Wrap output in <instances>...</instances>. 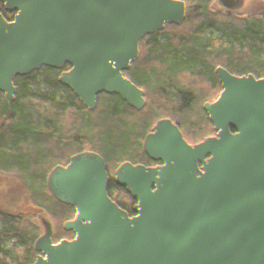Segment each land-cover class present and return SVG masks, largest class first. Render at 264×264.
I'll return each instance as SVG.
<instances>
[{
  "label": "trees",
  "instance_id": "obj_1",
  "mask_svg": "<svg viewBox=\"0 0 264 264\" xmlns=\"http://www.w3.org/2000/svg\"><path fill=\"white\" fill-rule=\"evenodd\" d=\"M2 1L17 12L0 18V264L19 262L10 231L31 264L82 251L93 264H207L216 228L231 247L220 264H263L264 0H134L150 27L132 33L117 0H76L71 53L57 52L54 0ZM80 106L90 124L71 143ZM55 148L63 169L30 183Z\"/></svg>",
  "mask_w": 264,
  "mask_h": 264
},
{
  "label": "rangeland",
  "instance_id": "obj_2",
  "mask_svg": "<svg viewBox=\"0 0 264 264\" xmlns=\"http://www.w3.org/2000/svg\"><path fill=\"white\" fill-rule=\"evenodd\" d=\"M75 1L76 0H64L67 14L62 16L63 24L65 28H64V33L60 38V44L58 46L57 52L63 50L67 53H71L74 50L73 41H75V38L72 36V34L75 27V14L73 13L74 9L73 11H71L70 7L73 8V4L75 3ZM138 2L134 0H117L116 3L114 4V6L116 7L114 13L117 22L122 27L125 26L131 27L130 29H128V32L130 31V33H132L133 31L139 32L142 29L148 30L150 27L149 16L147 13L141 10V7ZM6 4H8V2L0 0V10H2V7ZM133 5L134 6L136 5V7H133ZM1 17H4L3 11H0V18ZM69 116H71L70 123L65 131V136L68 137V140L71 143H74L77 142L79 138H81L80 136L81 132L84 131L85 128L89 126L90 117L88 110L84 109V107L82 108L81 106L78 108L70 107ZM76 126H77V132L74 131ZM59 148L62 149L60 145ZM64 163L65 161L63 158V154L58 148H55L54 150L47 149L39 154V159L36 164V167L37 165H41L44 168H47L49 166L52 167L54 169L53 172L56 173L63 169ZM55 173L51 174V176L45 173L47 174L48 182H50V180L54 178L53 176ZM45 174L41 170L37 174V170H36L35 173V176H37L36 179L44 184L43 179ZM108 174H109V166L105 164L102 169L98 170L90 178L87 187L83 190L81 195V199L79 202V205H81L80 209L84 211H90L93 208L95 197L98 191L102 188V186L106 182L108 178ZM221 233H222V229L216 228L211 230L209 235L206 236V241H205L206 248L205 250L204 249L202 250L204 251L203 255L206 254L205 261L207 264L208 263L220 264L224 256L226 255L228 256L229 254V251L231 249L230 243H228L226 240L223 241L224 238H222L223 236L221 237ZM224 236H227V234H225ZM8 238L13 242L20 241L19 234L15 233L14 231H10L8 233ZM229 238L234 239V236H230ZM18 244H19V255L24 254L29 257V254L26 252L23 242H19ZM217 244H219L220 248L218 249V251L215 252L213 251V249L214 246ZM211 260L213 262H210Z\"/></svg>",
  "mask_w": 264,
  "mask_h": 264
},
{
  "label": "water",
  "instance_id": "obj_3",
  "mask_svg": "<svg viewBox=\"0 0 264 264\" xmlns=\"http://www.w3.org/2000/svg\"><path fill=\"white\" fill-rule=\"evenodd\" d=\"M55 5L57 10L62 14V15H66V9H65V4H64V0H54ZM104 8L107 7V5L105 3H103L101 0L99 2ZM2 11H3V15H4V20L7 23H11L13 22L17 9L16 6L12 3H8L6 5H4L2 7ZM75 132H77V126L75 127ZM35 173L36 170L34 169L31 174H30V183L35 179ZM45 174V173H44ZM44 182L48 183V177L47 174L44 175ZM80 206V205H79ZM20 262L21 264H29L28 263V256L24 255V254H20ZM94 262V258L93 255L88 252V251H82L76 262L74 264H93ZM264 264V263H263Z\"/></svg>",
  "mask_w": 264,
  "mask_h": 264
},
{
  "label": "flooded vegetation",
  "instance_id": "obj_4",
  "mask_svg": "<svg viewBox=\"0 0 264 264\" xmlns=\"http://www.w3.org/2000/svg\"><path fill=\"white\" fill-rule=\"evenodd\" d=\"M37 174L39 173V171L41 170L43 173H47V174H49L50 176H51V174H53V173H55V172H53L54 171V169L52 168V167H47V168H44V167H42L41 165H37ZM34 180H36V176H35V179Z\"/></svg>",
  "mask_w": 264,
  "mask_h": 264
},
{
  "label": "bare ground",
  "instance_id": "obj_5",
  "mask_svg": "<svg viewBox=\"0 0 264 264\" xmlns=\"http://www.w3.org/2000/svg\"><path fill=\"white\" fill-rule=\"evenodd\" d=\"M19 1V0H18ZM9 3V2H8ZM135 3V2H134ZM16 6V5H15ZM16 9H17V7H16ZM0 11H2V10H0ZM131 37V36H130ZM57 54V53H56ZM37 177V176H36ZM54 180V179H53Z\"/></svg>",
  "mask_w": 264,
  "mask_h": 264
}]
</instances>
